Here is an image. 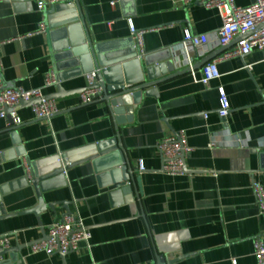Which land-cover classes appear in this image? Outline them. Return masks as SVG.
Segmentation results:
<instances>
[{
    "label": "crops",
    "instance_id": "1",
    "mask_svg": "<svg viewBox=\"0 0 264 264\" xmlns=\"http://www.w3.org/2000/svg\"><path fill=\"white\" fill-rule=\"evenodd\" d=\"M39 1L49 0H0V82L4 87H43L52 70L49 31L56 29L41 30L45 9H38ZM235 2L248 6L254 0ZM79 5L93 43L131 40L133 24L146 31L145 54L167 49L181 52L176 70L184 72L158 84V96L143 94L133 121L118 126L134 180L139 179L123 187L124 202L114 204L118 199L109 195L114 186L107 185L108 177L97 172L92 161L73 166L65 173V186L43 193L46 204L56 203L55 213L49 208L39 215L0 220V234L12 233L11 248L22 246L19 252L4 254L3 264H157L159 257L166 264H257L254 240L264 242V218L251 184L258 181L264 187L262 53L254 50L220 61V77L205 86L198 81L202 67H188L180 43L187 31L209 35L206 55H191L194 66L204 58L220 56L226 48L215 38L222 24L217 9L182 0H79ZM51 6L48 3L46 8ZM87 85L86 76L62 82L67 90ZM220 86L230 101L226 119L218 115ZM56 90V86L43 89L46 95ZM79 97L75 92L56 99L60 112L49 121L34 119L29 105L16 110L22 119L17 129L0 117V187L23 183L0 195L8 213L38 204L33 185L25 183L26 165L58 153L76 158L99 142L117 138L106 102L81 105ZM175 133L186 136L190 151L185 163L191 173L168 175L162 170L157 143ZM119 151L114 160L123 159ZM139 161L146 167L142 172ZM62 201H70L71 211L91 230V247L82 243L64 257L31 253L29 244L42 239L43 228L46 231L65 214Z\"/></svg>",
    "mask_w": 264,
    "mask_h": 264
},
{
    "label": "water",
    "instance_id": "2",
    "mask_svg": "<svg viewBox=\"0 0 264 264\" xmlns=\"http://www.w3.org/2000/svg\"><path fill=\"white\" fill-rule=\"evenodd\" d=\"M192 4L199 3L195 0ZM77 10L79 11L78 15L75 13ZM69 13L73 15L65 17ZM44 15L46 25L56 29L52 33L49 31V35L52 70L58 82L55 85L56 92L46 95V98L58 99L75 92H83L87 86L67 90L62 86V82L87 76L88 73L96 71L97 83H95V86H100L104 94L99 101H104L107 104L110 116L117 126V138L99 142L94 148L83 151V155L81 154L79 157L74 158L72 155L65 166L53 163L52 159H43L32 164V177L31 179L25 177V183L33 185L38 204L26 211L8 213L4 205L0 203V220L26 213L39 215L49 208L55 213L56 203L46 204L43 193L65 186L67 183L65 179L66 171L87 161H92L97 172L108 177L107 185L114 186V190L109 193L114 200L118 199L114 204H122L124 202L121 198L123 187L130 180L134 184L135 181L139 183V179L134 180V171L125 155L118 126L125 121H133L135 107L141 103L143 94L158 96L156 87L158 84L184 72L183 70H176L182 57L181 52L178 51L173 52L171 49H167L168 52L163 50L152 54H141L140 50L134 46L132 39L122 41L121 44L93 43L85 23L82 21L79 0H75L74 3L61 2L53 4L49 9L45 8ZM210 59L211 57L204 58L193 69L202 67ZM39 101V99L24 100L16 107L8 108V121L12 124V111H16L22 106H31ZM18 126H11V129H17ZM119 149L123 152V159L120 157L114 160L116 154L120 153ZM17 152L20 155L23 154L20 149H17ZM62 157L66 159L67 155L63 154ZM162 164L164 165L163 158ZM184 169L186 173H191L187 169L186 163H184ZM18 183L1 186L0 195L23 184ZM137 196L139 197V195ZM70 204V201L61 202L66 210L64 215L72 214ZM39 224L42 226L41 221H39ZM47 238L43 228L42 239L33 241L29 246ZM21 248L22 246L13 247L2 251V253L19 252ZM61 255L65 256L64 254ZM159 259L160 262L157 264H166L162 257H159Z\"/></svg>",
    "mask_w": 264,
    "mask_h": 264
},
{
    "label": "built area",
    "instance_id": "3",
    "mask_svg": "<svg viewBox=\"0 0 264 264\" xmlns=\"http://www.w3.org/2000/svg\"><path fill=\"white\" fill-rule=\"evenodd\" d=\"M184 4H190L195 0H182ZM61 2L74 3L75 0H49L39 1L38 9L44 10L47 4H56ZM197 3L203 5L207 9H217L219 11L222 24L215 32V38L220 47L226 48L225 51L215 59L208 61L201 68V75L198 81L207 86L210 81L220 77L218 63L222 60L230 59L238 56H245L254 50L262 53V63L264 64V0H254L248 6H240L235 0H196ZM116 2L113 1L114 5ZM47 25L45 21L41 25V30L46 31ZM130 32L134 41V46L140 50L141 54H145L143 50L145 30L137 29L133 24L130 25ZM241 39L233 46H230L236 38ZM210 41L208 34H195L186 32L180 46L185 51L186 63L188 67L193 69L192 53L199 56L206 55V47ZM87 88L80 93V104L86 105L103 98V90L97 83L96 71L87 74ZM53 70L47 76L43 87L25 89L22 87H4L0 82V117L8 119V108H14L24 100L39 99L36 104L31 105L34 119L49 121L53 116L60 112L56 99L46 98L43 89L53 87L57 84ZM219 92V108L218 115L221 119H226L230 111V101L224 87H218ZM12 124L17 126L22 123V119L17 111L11 112ZM157 147L164 159L163 171L168 175L186 174L184 163L187 153L190 151L186 136L184 133H177L164 137L157 143ZM62 153H58L49 158L53 163L65 166L71 158V154L67 153V158L62 157ZM139 171L146 169L144 162L139 161ZM27 176L31 179V166L26 165ZM252 191L255 201L259 209V214L264 218V187L258 181H252ZM47 239L40 240L31 244L30 252L33 254L44 252L48 255L52 254H68L77 250L82 243L87 247H91V230L86 226L82 217L72 212V214L64 215L61 219L53 222L46 228ZM12 233L0 234V264L6 262L2 253L8 250L11 245ZM255 257L257 264H264V242L261 238L254 240ZM95 264V263H90Z\"/></svg>",
    "mask_w": 264,
    "mask_h": 264
}]
</instances>
